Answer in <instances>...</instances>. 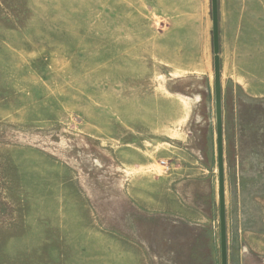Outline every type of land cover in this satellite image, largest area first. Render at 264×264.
I'll use <instances>...</instances> for the list:
<instances>
[{
	"label": "rangeland",
	"instance_id": "rangeland-1",
	"mask_svg": "<svg viewBox=\"0 0 264 264\" xmlns=\"http://www.w3.org/2000/svg\"><path fill=\"white\" fill-rule=\"evenodd\" d=\"M181 17L166 0H0V264H221L212 32L208 61L204 19ZM256 31L224 118L231 264L264 259L245 235H264Z\"/></svg>",
	"mask_w": 264,
	"mask_h": 264
},
{
	"label": "crops",
	"instance_id": "crops-1",
	"mask_svg": "<svg viewBox=\"0 0 264 264\" xmlns=\"http://www.w3.org/2000/svg\"><path fill=\"white\" fill-rule=\"evenodd\" d=\"M210 4L211 0H202L201 7H199V0H166L167 10L172 8L173 11L181 13L183 17L177 18L173 28L183 29L186 27L190 28L197 26L199 19H204L206 26V51L207 60L209 61V49L211 38L210 34L213 31L212 14L210 15ZM212 7V5H211ZM159 8V5H158ZM202 12L201 15L199 13ZM218 15H219V39H220V62H221V86H222V103H223V132H224V167H225V178H226V130L224 118L232 110V106H235L233 97H235L236 89L240 91L248 92L245 89V77L248 75V62L255 59V39L256 29H263L260 34L264 35V0H218ZM179 16V15H178ZM192 34V33H191ZM191 36V35H190ZM162 39V38H161ZM213 39V33H212ZM227 60V63H225ZM228 60L231 63H228ZM231 67L232 73L229 75L228 84L224 80V66ZM179 67L182 69H188V74L196 72L198 65L192 61L190 63H179ZM206 69H209L207 64ZM246 69V70H245ZM209 78V75H207ZM236 76V78H235ZM252 82H254L251 79ZM227 84V86H226ZM253 96V95H252ZM262 96V95H261ZM233 100V101H232ZM232 102V103H231ZM243 106L248 107L249 105L244 103V100L240 101ZM229 119V118H228ZM248 125V123H246ZM228 157V154H227ZM232 154H229L231 159ZM226 183V179H225ZM252 234V235H250ZM245 235L253 237L252 241L256 247H250L253 252H260L256 248L257 246L264 247L263 241L260 237L263 234H253L245 232ZM243 250L241 251V253ZM245 258V260H243ZM243 260V262H242ZM247 260V262H246ZM235 261L238 264H264V259L261 255L246 256L242 258V254L235 256ZM228 264H231V256L228 255Z\"/></svg>",
	"mask_w": 264,
	"mask_h": 264
},
{
	"label": "water",
	"instance_id": "water-1",
	"mask_svg": "<svg viewBox=\"0 0 264 264\" xmlns=\"http://www.w3.org/2000/svg\"><path fill=\"white\" fill-rule=\"evenodd\" d=\"M213 23V53H214V93L217 136V160H218V187H219V214H220V245L221 264H228V233L226 211V188L224 167V132H223V103L221 86V62L219 39V15L218 0H211Z\"/></svg>",
	"mask_w": 264,
	"mask_h": 264
},
{
	"label": "built area",
	"instance_id": "built-area-1",
	"mask_svg": "<svg viewBox=\"0 0 264 264\" xmlns=\"http://www.w3.org/2000/svg\"><path fill=\"white\" fill-rule=\"evenodd\" d=\"M162 166L165 170H169V166L165 163V161H162Z\"/></svg>",
	"mask_w": 264,
	"mask_h": 264
}]
</instances>
